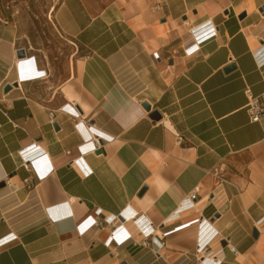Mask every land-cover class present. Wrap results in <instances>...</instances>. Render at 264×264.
Segmentation results:
<instances>
[{"label": "crops", "instance_id": "obj_1", "mask_svg": "<svg viewBox=\"0 0 264 264\" xmlns=\"http://www.w3.org/2000/svg\"><path fill=\"white\" fill-rule=\"evenodd\" d=\"M1 19L0 264H264V117L246 92L264 99V0H59L52 22L76 50L65 74L38 54L42 79L21 76L31 44ZM207 20L218 35L189 54ZM92 134L104 148L82 152ZM32 147L42 180L22 165ZM125 211L155 225L151 246L132 220L133 239L107 243L119 223L96 221ZM197 219L217 231L202 260Z\"/></svg>", "mask_w": 264, "mask_h": 264}, {"label": "built area", "instance_id": "obj_2", "mask_svg": "<svg viewBox=\"0 0 264 264\" xmlns=\"http://www.w3.org/2000/svg\"><path fill=\"white\" fill-rule=\"evenodd\" d=\"M0 21H3L4 23H8V20H2L0 18ZM219 33L218 30V25L214 23L211 20L204 21L203 23H200L190 29V34H191V44L187 47V52L189 54L194 53L195 51L198 50V47L201 46L203 43L206 41L216 37ZM29 56L26 55L24 58H18L19 59H27ZM155 58H159V54L155 53ZM44 72V70H41ZM45 75V72H44ZM44 75H42L44 77ZM41 76V77H42ZM248 96H249V103H248V112L251 117L252 122H257L264 117V99L261 96H254L252 95L250 89L248 88L246 90ZM93 135V134H92ZM183 138L179 137V141H182ZM104 138L101 136H92V139L87 140L85 143H83L80 146V150L82 152H95L98 150H101L104 148ZM38 148L32 147L29 150H25L21 152V156L23 159V166L28 169V170H34L36 172V176L39 180H42L47 173L50 172L51 166L48 163L49 159L46 160L47 156L42 155L41 157H30V154L32 152H35ZM40 162V165L37 163ZM43 162V165H42ZM50 162V161H49ZM81 167L83 168L84 172H88L82 165ZM26 186H31V180L29 178H26L24 180ZM5 185H10L13 190H17L19 188V185L17 183H14L11 181V179H6L5 180ZM197 196V191H195L190 197H188L184 201V205H192L194 199ZM50 215L53 219L56 218H62L64 216H67L69 213L68 211L66 212H61V213H54L55 209L48 208ZM116 219L115 222L119 223V226H117L114 230H112L111 236L108 239V244H110L111 241H113L115 238H119L118 236H121V239L119 242H125L130 239H133V236L126 230L125 224L129 222V220H132L136 224V229L137 232L143 237V239L139 242L140 245L144 247L151 246L153 242V237L156 236V230H155V225L152 223L151 220H149L145 215H139L138 213L132 214L131 211H125V214L121 215H116L114 217L110 218H104L103 220H93L91 217L88 218L87 222L88 226L91 224L95 223L96 224H107V223H112V219ZM52 219V220H53ZM263 219L260 221L256 222L255 226L259 230V232H264V226L259 227L260 224L262 223ZM196 222L198 223V249L197 252L200 254L198 259L202 260L204 259V254L207 252V248L209 246V242L212 238H214L217 235V231L213 228V225L211 222H207L205 219H197ZM229 248L231 251L236 252V249L234 246L231 244H228ZM212 264H221V260H214Z\"/></svg>", "mask_w": 264, "mask_h": 264}, {"label": "rangeland", "instance_id": "obj_3", "mask_svg": "<svg viewBox=\"0 0 264 264\" xmlns=\"http://www.w3.org/2000/svg\"><path fill=\"white\" fill-rule=\"evenodd\" d=\"M101 1L105 5L109 0ZM58 2L59 0H0V18L7 14L9 17L13 15V20L20 23L27 35L28 45L31 44L33 54L29 57H35L38 64L39 54L65 74L76 47L57 32L52 22L53 9Z\"/></svg>", "mask_w": 264, "mask_h": 264}, {"label": "bare ground", "instance_id": "obj_4", "mask_svg": "<svg viewBox=\"0 0 264 264\" xmlns=\"http://www.w3.org/2000/svg\"><path fill=\"white\" fill-rule=\"evenodd\" d=\"M18 65H19L21 76L23 75V76H30V77H38L39 75H44V72L38 69V65L36 64L35 57H28L27 59H19ZM38 78H41V77H38ZM33 79H36V78H33Z\"/></svg>", "mask_w": 264, "mask_h": 264}, {"label": "water", "instance_id": "obj_5", "mask_svg": "<svg viewBox=\"0 0 264 264\" xmlns=\"http://www.w3.org/2000/svg\"><path fill=\"white\" fill-rule=\"evenodd\" d=\"M244 16H245V14H243V15H241L240 16V18L242 19V18H244ZM17 56H18V58H24L25 56H26V53H25V50L24 49H19L18 51H17ZM233 66H229L228 67V69H230V68H232ZM13 86H18V83H14L13 85H6L5 86V91L7 92V91H9ZM143 106L147 109V110H150V108H151V105L148 103V102H144L143 103ZM151 116L154 118V119H160L161 117H160V115H159V113H158V111H153L152 113H151ZM98 152H101V150H98ZM145 191V190H144ZM143 191V192H144ZM254 236L255 237H257L258 236V231L257 230H254Z\"/></svg>", "mask_w": 264, "mask_h": 264}]
</instances>
